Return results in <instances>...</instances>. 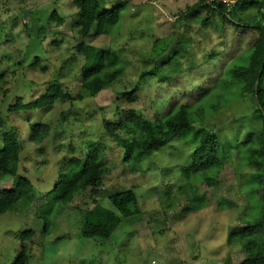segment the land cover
Returning a JSON list of instances; mask_svg holds the SVG:
<instances>
[{
  "label": "rangeland",
  "instance_id": "1",
  "mask_svg": "<svg viewBox=\"0 0 264 264\" xmlns=\"http://www.w3.org/2000/svg\"><path fill=\"white\" fill-rule=\"evenodd\" d=\"M102 1L111 9L121 0ZM198 1L133 0L109 34L83 38L73 0H0V149L3 133L15 131L22 147L18 175L34 185L33 196L0 216V264H14L23 248L29 264L244 262L240 244L229 236L235 226L244 227L253 212L260 216L263 191L253 188L248 194L249 186L257 183L248 181L253 172L236 147L262 130V120L256 114V98L242 95L243 86L232 81L229 70L248 64L250 36L237 44L238 27L225 26L219 14L204 25L207 13L188 9ZM263 12L236 14L254 25L264 24ZM81 42L95 46L99 54H117L124 68L109 87L83 101L77 96L82 68L88 64L76 51ZM145 72L149 75L142 79ZM55 84L74 100L57 101L47 109L12 111ZM134 90L136 99L130 102L125 96ZM201 101L209 106L203 120L183 139L140 161H124L118 142L125 132L109 135L104 127V121L133 114L146 121L163 119L175 103L195 111ZM217 104L222 108L212 109ZM36 125L41 128L34 138ZM201 125L232 155L212 188L181 172L191 165L194 134ZM94 143H100L99 158L107 169L98 195L86 191L63 213L47 212V195L66 164L72 158L84 161ZM14 187L13 177L0 173V190ZM196 189L206 197V207L198 210L191 201ZM127 190L136 193L141 214L123 221L108 241L83 238L86 212L97 205L117 212L109 197ZM27 232L33 235L22 239Z\"/></svg>",
  "mask_w": 264,
  "mask_h": 264
},
{
  "label": "trees",
  "instance_id": "2",
  "mask_svg": "<svg viewBox=\"0 0 264 264\" xmlns=\"http://www.w3.org/2000/svg\"><path fill=\"white\" fill-rule=\"evenodd\" d=\"M132 1L121 0L116 2L111 9H108L102 0H73V5L79 10L80 35L87 38L93 35L109 34L111 27L119 22L121 12ZM188 9L206 12L204 25L207 24L212 15L219 14L224 25L225 23H232L238 27L236 29L239 33H235L237 34V44L245 37L250 36L248 44L252 51L248 64L246 66H239L238 64L233 66L229 70V74L232 81L243 86L242 95L251 94L256 98L258 107L256 114L262 120V130L250 136L248 142L239 144L236 148L244 154L243 156L249 163L251 172H253L249 175L248 181L257 183V185L249 186L248 194L252 192L253 188H261L263 198L261 199L260 216L253 212L249 219L244 221V227L235 226L232 229L229 238L231 241H237L240 244L246 256L242 264H264V24L262 22H257L254 25L248 24L236 14L238 10L242 14L250 10L262 12L264 0H238L230 11L216 0H199ZM54 16H56L55 13L51 17ZM76 51L84 58L86 64L91 65L95 62L92 68H89L88 65L82 68V87L77 96L80 101L96 97L124 72L119 56L113 52L99 54L95 46L84 42L77 45ZM148 75L145 72L141 78L143 79ZM2 78L3 76L0 74V80ZM224 84L228 86L226 82ZM200 97L202 98V96ZM125 98L130 102L135 101V90L127 94ZM69 100H74V98L55 84L33 102L17 103L12 111L47 109L57 101ZM202 102L204 101L197 103L200 107L195 111H191L188 106H179L175 103L172 105L169 114L163 119L157 118L155 121H146L133 114L116 122L104 121V127L109 135H115L118 131L125 132V138L118 142L124 151V161L131 159L140 161L151 157L155 151L169 145L174 140L183 139L197 122L203 120L207 115L209 106L202 104ZM211 107L219 110L222 105L217 104L216 107L214 105ZM40 128V125L32 127L34 138L38 136ZM2 138L4 145L0 149V173L12 176L15 187L0 190V216L17 210L18 203L23 199L30 198L34 193L33 183L18 175V164L22 150L18 136L15 131L9 130L3 133ZM193 142L196 146L192 152V162L190 166L182 167V175L184 177L195 175L206 186L216 187L219 184L218 175L226 163L230 161L231 153L225 150L217 135L204 125L197 128ZM99 146L100 143L92 144L84 161L79 158H72L66 164L65 172L59 175L56 186L47 195L50 204L47 212L52 214L63 213V209L68 205L71 206L86 191L98 195L107 171L105 162L99 158ZM245 190L241 186L240 191L247 193ZM109 199L117 212L100 205L86 212L81 230L83 238L96 239L101 242L108 241L123 221L136 219L141 214L138 197L132 190L118 192L111 195ZM192 200H194L195 210H198V207L200 209L206 207L204 203L206 197L201 195L197 189L192 195ZM32 235L33 232H27L23 234L22 239ZM14 264H29V255L25 248Z\"/></svg>",
  "mask_w": 264,
  "mask_h": 264
},
{
  "label": "built area",
  "instance_id": "3",
  "mask_svg": "<svg viewBox=\"0 0 264 264\" xmlns=\"http://www.w3.org/2000/svg\"><path fill=\"white\" fill-rule=\"evenodd\" d=\"M216 1L226 6L229 11L232 10L233 6L238 2V0H216Z\"/></svg>",
  "mask_w": 264,
  "mask_h": 264
},
{
  "label": "water",
  "instance_id": "4",
  "mask_svg": "<svg viewBox=\"0 0 264 264\" xmlns=\"http://www.w3.org/2000/svg\"><path fill=\"white\" fill-rule=\"evenodd\" d=\"M256 97H257V94H256Z\"/></svg>",
  "mask_w": 264,
  "mask_h": 264
}]
</instances>
